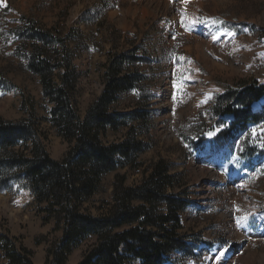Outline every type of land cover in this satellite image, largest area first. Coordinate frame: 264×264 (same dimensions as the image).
<instances>
[{
  "label": "rangeland",
  "instance_id": "1",
  "mask_svg": "<svg viewBox=\"0 0 264 264\" xmlns=\"http://www.w3.org/2000/svg\"><path fill=\"white\" fill-rule=\"evenodd\" d=\"M29 25L64 38L67 47L59 50L79 73L82 115L103 90L109 54L139 48L132 69L140 81L121 94L117 109L149 112L142 126L149 149L140 169L120 173L127 174L126 184H137L160 158L182 173L191 200L182 219L195 255L177 251L166 264H264V119L233 140L224 133L218 142L198 138L205 127L218 123V134L230 122L213 110L217 97L234 82L264 79V0H0V118L40 120L50 108L27 68L30 45L18 35ZM25 100L35 110L26 109ZM40 123L49 154L62 160L70 143L50 122ZM123 133L108 132L107 139ZM115 175L86 203L94 215L112 203ZM46 216L22 176L0 191V230L30 250L35 264L47 262L62 236ZM95 241L82 242L70 264Z\"/></svg>",
  "mask_w": 264,
  "mask_h": 264
},
{
  "label": "trees",
  "instance_id": "2",
  "mask_svg": "<svg viewBox=\"0 0 264 264\" xmlns=\"http://www.w3.org/2000/svg\"><path fill=\"white\" fill-rule=\"evenodd\" d=\"M30 46L27 68L38 76L50 108L37 120L0 118V191L8 189L15 176H22L46 220L55 219L61 238L49 249L45 264H70L72 252L87 239L96 237L77 264H166L177 251L194 256L191 232L183 214L191 204L182 185V173L175 172L164 158L150 166L148 174L128 185L120 170L140 169L141 157L149 146L142 127L149 123V112L142 109L118 110L121 94L137 87L140 76L132 67L139 58L138 47L110 53L104 65V87L88 106L79 111V73L59 48L64 38L35 26L18 29ZM31 43V44H30ZM63 43V44H62ZM264 97V79L234 82L230 90L216 98L213 110L230 122L218 136L231 139L246 133L250 124L264 119L253 104ZM28 100L23 106L33 111ZM41 120L50 122L71 145L62 160L51 157L47 134ZM208 127V126H207ZM205 127L198 138L218 131V123ZM124 132L115 140L107 134ZM116 173L112 203L94 215L86 205L103 192L104 179ZM0 264H35L32 252L16 238L0 230Z\"/></svg>",
  "mask_w": 264,
  "mask_h": 264
},
{
  "label": "bare ground",
  "instance_id": "3",
  "mask_svg": "<svg viewBox=\"0 0 264 264\" xmlns=\"http://www.w3.org/2000/svg\"><path fill=\"white\" fill-rule=\"evenodd\" d=\"M169 2V1H168ZM207 33V30L205 29L204 31H203V34H206Z\"/></svg>",
  "mask_w": 264,
  "mask_h": 264
},
{
  "label": "snow or ice",
  "instance_id": "4",
  "mask_svg": "<svg viewBox=\"0 0 264 264\" xmlns=\"http://www.w3.org/2000/svg\"><path fill=\"white\" fill-rule=\"evenodd\" d=\"M245 219H246V217H245Z\"/></svg>",
  "mask_w": 264,
  "mask_h": 264
}]
</instances>
